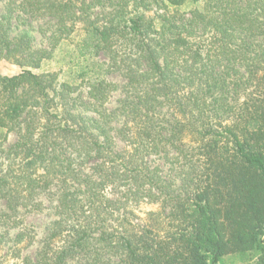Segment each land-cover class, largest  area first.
<instances>
[{"label": "trees", "instance_id": "16d2710c", "mask_svg": "<svg viewBox=\"0 0 264 264\" xmlns=\"http://www.w3.org/2000/svg\"><path fill=\"white\" fill-rule=\"evenodd\" d=\"M133 1L101 17L85 0L15 5L54 16L63 33L79 22L83 59L107 50L125 70L137 92L116 129L130 146L120 150L112 126L70 110L78 85L32 70L48 51L31 49L26 34L11 38L0 15V59L24 67L0 72V225L17 226L19 207L57 193L36 257H20L32 236L19 232L5 264H217L226 254L264 264V0ZM151 2L166 13L146 18ZM76 73L97 110L114 83L86 63ZM162 107L182 119L158 123ZM154 153L178 167L177 184L150 166ZM143 201L159 208L134 221L127 203Z\"/></svg>", "mask_w": 264, "mask_h": 264}, {"label": "rangeland", "instance_id": "374dc122", "mask_svg": "<svg viewBox=\"0 0 264 264\" xmlns=\"http://www.w3.org/2000/svg\"><path fill=\"white\" fill-rule=\"evenodd\" d=\"M19 0H0V15L5 14L9 18V36L16 39L19 35L26 34L31 49H41L48 51V57L43 59L40 66L32 68L36 73L48 74L56 73V81H68L75 83L77 89L68 95V103L71 105L70 110L73 113L81 114L86 119L97 120L98 122H106L107 126H112L111 134L114 137L115 149H129L130 146L116 131L125 121V113L129 108V104L136 97V86L129 84V79L124 73V69L118 63L110 61L109 52L101 50L91 52L84 56L79 54L78 45L84 38L85 33L79 29L80 23L74 24L73 32L67 34L58 29L57 19L54 16H32L19 12L15 5ZM147 0H145L146 2ZM151 1V0H150ZM90 4L89 11L92 16L101 17L110 13H114L119 9L121 0H85ZM144 11L146 18H154L156 14L166 13L163 9H158L154 3ZM134 1L129 0L126 9L129 11L133 8ZM184 8L179 13L183 14ZM178 13V15H179ZM132 15V13H131ZM187 15V13H184ZM87 64V67H94L98 75L112 83L115 89L108 94L107 101L102 106H96L97 110L91 109L88 105L90 100L87 96L88 86L77 77L76 70L80 65ZM24 67L10 61L8 59H0V72L2 74H14L21 71ZM87 106L89 108H87ZM87 108V109H86ZM155 117L158 123L164 125L170 124L173 118L182 119L176 112L167 107H162L156 111ZM130 125V124H129ZM131 133L136 135V123L131 122ZM17 139V134L9 133L7 140L3 143L8 148ZM188 139V137H186ZM162 153H154L147 155L145 159L150 166H157L161 177L166 181L178 183V167L174 164L166 162ZM54 188L41 192L34 198L35 206L33 208L19 207L15 213V218L19 224L14 227L0 225V262L3 264L13 261L14 257L9 254V249L13 245V241L17 233L28 234L32 236L31 243L22 246L20 249V257L28 255L35 258L43 240L50 232L51 226L57 219L55 212L57 204V193ZM133 209L135 217L134 221L145 217V212L156 210L158 204L147 203L145 201L136 203H127ZM4 200L0 199V211H6ZM241 261L239 254L223 255L217 264H234Z\"/></svg>", "mask_w": 264, "mask_h": 264}]
</instances>
